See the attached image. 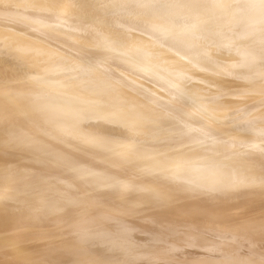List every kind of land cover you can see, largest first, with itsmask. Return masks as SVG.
Wrapping results in <instances>:
<instances>
[{
  "label": "bare ground",
  "instance_id": "bare-ground-1",
  "mask_svg": "<svg viewBox=\"0 0 264 264\" xmlns=\"http://www.w3.org/2000/svg\"><path fill=\"white\" fill-rule=\"evenodd\" d=\"M0 264H264V0H0Z\"/></svg>",
  "mask_w": 264,
  "mask_h": 264
}]
</instances>
